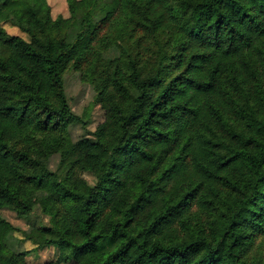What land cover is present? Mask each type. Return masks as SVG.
Returning <instances> with one entry per match:
<instances>
[{"label":"trees","instance_id":"obj_1","mask_svg":"<svg viewBox=\"0 0 264 264\" xmlns=\"http://www.w3.org/2000/svg\"><path fill=\"white\" fill-rule=\"evenodd\" d=\"M66 6L0 0V264L16 232L53 264H264V0ZM67 71L104 112L76 142Z\"/></svg>","mask_w":264,"mask_h":264},{"label":"rangeland","instance_id":"obj_2","mask_svg":"<svg viewBox=\"0 0 264 264\" xmlns=\"http://www.w3.org/2000/svg\"><path fill=\"white\" fill-rule=\"evenodd\" d=\"M51 8V14L53 18L61 16L63 18L68 17L66 0H46ZM2 28L13 36H19L26 39V36L22 34L17 28L12 27L8 23H2ZM64 89L65 94L70 105L72 112L81 117L82 121L86 122V126L82 124L73 125L68 128L71 140L76 142L77 140L88 137L91 138L97 125L101 124L104 120V112L99 105L94 104L95 92L92 87L83 82L80 73L77 71H67L64 75ZM59 158L54 156L49 160L48 167L50 170L55 171L58 166ZM86 181L93 185L94 179L85 174ZM2 216L13 226L19 228L22 231L28 230L32 224L44 225L49 224V217L44 215L39 209H36L32 214L29 221H23L16 218L15 214L2 210ZM262 244V246H261ZM10 250L16 256L24 255V259L21 257V262L24 264H53L57 258V252L53 248L48 249H34V246L23 240V237L19 232L12 234L8 240ZM261 246V249L259 247ZM250 256H257L255 258L262 259L264 262V237H258L254 243V248L251 251ZM66 264H75L73 260H69Z\"/></svg>","mask_w":264,"mask_h":264}]
</instances>
